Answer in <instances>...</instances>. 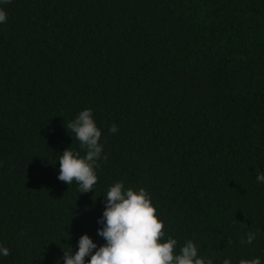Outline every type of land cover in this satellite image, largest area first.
Instances as JSON below:
<instances>
[{
  "label": "trees",
  "instance_id": "obj_1",
  "mask_svg": "<svg viewBox=\"0 0 264 264\" xmlns=\"http://www.w3.org/2000/svg\"><path fill=\"white\" fill-rule=\"evenodd\" d=\"M0 8V264H64L84 234L104 245L98 220L116 182L148 192L177 254L192 240L213 264H264V0ZM85 109L103 153L80 193L58 179L59 157L85 155L66 129Z\"/></svg>",
  "mask_w": 264,
  "mask_h": 264
},
{
  "label": "clouds",
  "instance_id": "obj_2",
  "mask_svg": "<svg viewBox=\"0 0 264 264\" xmlns=\"http://www.w3.org/2000/svg\"><path fill=\"white\" fill-rule=\"evenodd\" d=\"M11 0H0V4H9ZM7 22V13L0 8V23ZM67 131L75 134L80 148L85 155L73 152L70 148L64 150L59 157L58 179L69 186L75 181L80 193L93 191L97 183L95 169L102 157L103 145L100 143L101 130L93 118V111L85 109L66 125ZM109 134H114L118 128L113 124ZM106 161L107 156H103ZM258 183H264V173L257 175ZM105 210L98 220L103 227L97 234L105 240V244L96 243L84 234L78 241V251L72 254L64 251V264H85V257L90 256L87 264H213V259H204L198 255V247L192 240H187L179 248L178 241L168 236L165 240L164 223L157 216L148 192L141 188L135 191L124 189L123 182L110 186L104 196ZM257 233L247 232L246 239L241 244H251ZM228 243H232L231 240ZM95 250V251H94ZM7 247H0V255L9 256ZM222 264H232L230 259H224ZM239 264H261L259 257L240 259Z\"/></svg>",
  "mask_w": 264,
  "mask_h": 264
}]
</instances>
